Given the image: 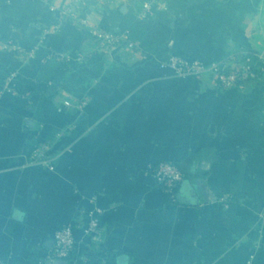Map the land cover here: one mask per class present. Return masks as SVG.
Segmentation results:
<instances>
[{
	"label": "crops",
	"instance_id": "crops-1",
	"mask_svg": "<svg viewBox=\"0 0 264 264\" xmlns=\"http://www.w3.org/2000/svg\"><path fill=\"white\" fill-rule=\"evenodd\" d=\"M144 1L0 0V38L21 48L0 47V264H50L67 224L66 264H264V79L224 91L157 55L254 51L249 0H167L128 33L133 48L103 49L91 27ZM162 160L184 175L172 196L145 173Z\"/></svg>",
	"mask_w": 264,
	"mask_h": 264
},
{
	"label": "built area",
	"instance_id": "built-area-1",
	"mask_svg": "<svg viewBox=\"0 0 264 264\" xmlns=\"http://www.w3.org/2000/svg\"><path fill=\"white\" fill-rule=\"evenodd\" d=\"M6 3L10 0H5ZM167 0H145L142 3L141 12L138 19L141 21L153 13L154 9H164ZM55 10L54 7H51ZM59 14H63L60 11ZM91 33L95 37L98 44L105 50L115 51L122 43L129 48H133L135 43L128 38V33H122L117 27H91ZM0 47L9 49L15 52H21V48L8 40L0 38ZM51 57L62 61L68 57L59 53H50ZM253 56L257 57L254 60ZM79 60L82 56H79ZM161 68L169 69L177 77H195L199 78L207 76L210 82L220 90H229L233 87H240L249 79H264V55L255 53L250 55L246 51H240L239 54L231 53L224 58L202 62L197 59H189L181 55L170 52L164 53L158 59ZM11 81V76L7 78V85L4 89L11 92H16L14 87H10L8 83ZM37 152V151H36ZM35 152V154H36ZM50 169H53L49 165ZM145 173L160 186L166 193L173 195L178 184L183 180V173L176 162L171 160H162L155 164H148L145 167ZM81 217L85 216V211H79ZM102 210L94 208L87 213V218L83 227V238L87 241H93L98 238L102 230L100 223V215ZM52 247L46 256L48 263H53L56 260H64L74 251L77 240L73 233V225H64L57 228L52 235ZM7 264V263H5ZM246 264H255L252 258L246 261Z\"/></svg>",
	"mask_w": 264,
	"mask_h": 264
},
{
	"label": "rangeland",
	"instance_id": "rangeland-1",
	"mask_svg": "<svg viewBox=\"0 0 264 264\" xmlns=\"http://www.w3.org/2000/svg\"><path fill=\"white\" fill-rule=\"evenodd\" d=\"M249 8L252 10V18L255 21L252 26L254 51L264 55V0H249ZM246 8V5L242 8Z\"/></svg>",
	"mask_w": 264,
	"mask_h": 264
},
{
	"label": "trees",
	"instance_id": "trees-1",
	"mask_svg": "<svg viewBox=\"0 0 264 264\" xmlns=\"http://www.w3.org/2000/svg\"><path fill=\"white\" fill-rule=\"evenodd\" d=\"M140 22L141 21L138 19L137 14L129 10L127 13L121 15L117 28L122 33H135L140 27ZM105 28H108V27H105ZM240 51H246V53L250 55L257 53L256 51L249 50L243 47L236 48L235 51H233L232 53L239 54ZM166 52L177 54V52L175 53L174 51H168L166 49H163V50L158 51L157 55L159 58H161L162 55H164V53ZM177 55H181L186 58H189L186 55H182V54H177ZM253 58L254 60H257L256 56H253Z\"/></svg>",
	"mask_w": 264,
	"mask_h": 264
},
{
	"label": "water",
	"instance_id": "water-1",
	"mask_svg": "<svg viewBox=\"0 0 264 264\" xmlns=\"http://www.w3.org/2000/svg\"><path fill=\"white\" fill-rule=\"evenodd\" d=\"M53 264H66V260H56Z\"/></svg>",
	"mask_w": 264,
	"mask_h": 264
}]
</instances>
